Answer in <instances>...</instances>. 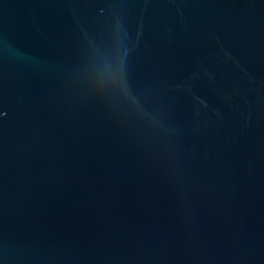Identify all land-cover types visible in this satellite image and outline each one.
I'll return each mask as SVG.
<instances>
[{
	"label": "water",
	"instance_id": "95a60500",
	"mask_svg": "<svg viewBox=\"0 0 264 264\" xmlns=\"http://www.w3.org/2000/svg\"><path fill=\"white\" fill-rule=\"evenodd\" d=\"M0 264H264V0H0Z\"/></svg>",
	"mask_w": 264,
	"mask_h": 264
}]
</instances>
